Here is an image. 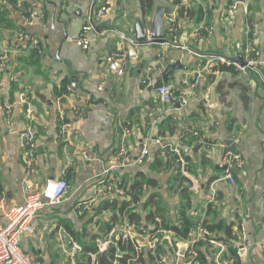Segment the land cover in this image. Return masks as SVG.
<instances>
[{"label":"crops","instance_id":"obj_1","mask_svg":"<svg viewBox=\"0 0 264 264\" xmlns=\"http://www.w3.org/2000/svg\"><path fill=\"white\" fill-rule=\"evenodd\" d=\"M241 1L231 16L229 0H152L146 10L140 0H0V53H9L0 72V224L6 223L2 205L22 203L29 189L42 188L47 179L70 181L63 200L40 211L35 233L21 237L24 252L40 264H109L118 240L126 243L121 232L134 225L136 244L115 251L112 264L124 258L127 264H185L189 241L198 253L194 264H264V0ZM103 6L106 13L99 17ZM160 7L166 8L170 42L135 43L138 20L150 29ZM90 20L92 41L83 49L78 38ZM170 21L178 28L176 43ZM19 30L38 38L43 54L19 40ZM253 37L261 74L218 62L219 56L237 58ZM120 47L129 53L125 66L107 61ZM209 61L185 107L163 111L152 86L141 82L150 67L156 82L185 88ZM176 62L179 67L165 80V70ZM75 104L88 105L83 117L72 110ZM60 106L73 121L65 143ZM29 116L38 158L35 174L26 177L23 133ZM124 128L133 157L143 143L148 155L116 172L126 190L117 195L103 178ZM164 145L183 151L188 181L177 180ZM233 145L246 161V174L235 172V184L221 179L222 154ZM122 202L136 213L132 223L120 211ZM186 221L193 224L188 238L173 229ZM198 223L217 227L204 236Z\"/></svg>","mask_w":264,"mask_h":264},{"label":"built area","instance_id":"obj_2","mask_svg":"<svg viewBox=\"0 0 264 264\" xmlns=\"http://www.w3.org/2000/svg\"><path fill=\"white\" fill-rule=\"evenodd\" d=\"M243 3L241 0H233L227 9V14L233 16L236 9ZM245 12H248L247 7ZM106 13V7L103 6L99 12L98 16L102 17ZM33 18L32 13L27 18L31 22ZM94 30V22L89 21L86 25L82 27L80 37L78 38V44L83 49H88L92 41L91 36ZM170 38L173 42L176 43L178 37V28L174 22L170 21L169 25ZM146 33L150 37V29L146 28ZM256 33L253 34L255 36ZM18 39L21 41H26L29 46L34 49L38 55L43 54V48L41 42L38 38L34 37L32 34L25 30L18 31ZM242 52L246 60V66H241L236 62H230L228 58L219 56L217 58L218 62L221 64H235L239 69L246 70L247 68L255 69L261 74V53L260 50L256 47L254 43V37L247 39L245 42ZM129 53L125 48H118L107 55L108 62L118 61L120 65L125 66L128 61ZM210 62H207L202 69L198 71V75L191 83H188L185 88H176L166 82H156L151 76L150 67L146 70L144 77L141 82L144 85L152 86L154 91L157 94L159 102L162 106V110L165 109H175L177 107H185L191 95L193 94L194 89L197 87L201 75L210 68ZM9 63V53L3 51L0 53V72H4ZM124 71V68L119 70L120 73ZM88 109V105H79L75 104L72 106V110L77 117H83ZM58 119L60 125V138L63 143L70 141V131L73 127L72 119L67 117L66 110L60 106L58 112ZM33 118L29 116V124L25 129L23 136L25 139V148L23 152V164L25 169V176L31 177L36 172V162L38 158L37 154V138L35 131L32 125ZM130 130L124 128L123 138L118 153L114 157H110L109 165L104 170L105 177L103 182L105 188L108 192L115 193L117 195H125L126 190L118 183L116 179V172L125 169L130 166L134 161L142 163L146 156L148 155V144L143 143V148L140 155L135 159L132 153L129 151L127 144L125 142V137L129 136ZM195 136H198V133H194ZM158 143H161L160 140H157ZM163 150H166V153L171 158L174 164L180 168V171L183 175H188L187 171V161L185 159L183 151L179 146L168 147L167 145L163 147ZM85 159H89L87 153H83ZM222 163L225 165H235L238 171L246 174L245 164L246 161L242 157V154L232 150L225 149L222 154ZM235 172L226 169L224 171V176L221 179H226L231 184L236 183ZM70 188V181L66 177L59 178H50L47 179L42 188L31 190L29 189L26 193V196L22 203L18 205L11 206L5 209V206L2 205L1 208L4 210V215L6 218L5 224H0V264H40L36 257L32 254L26 253L22 250L20 240L21 237L25 234H34L36 231V220L40 211L45 206H53L59 204L63 198L66 196ZM264 196V191H263ZM198 233L202 235L207 234V229L202 223H198L196 226ZM263 227H264V217H263ZM136 231L134 225H128L121 232V239L126 243L131 242L135 243ZM188 259L185 264H194L197 260V251L193 241L188 242ZM217 264H223L221 261H218Z\"/></svg>","mask_w":264,"mask_h":264},{"label":"water","instance_id":"obj_3","mask_svg":"<svg viewBox=\"0 0 264 264\" xmlns=\"http://www.w3.org/2000/svg\"><path fill=\"white\" fill-rule=\"evenodd\" d=\"M96 2V0H95ZM165 14H166V8L165 7H160L158 8L154 15L153 19L151 21L150 25V37L146 33V28L143 24L142 21L138 20L137 25H136V30H137V35H136V41L135 43L137 44H165L169 43L170 41L167 39V27H166V22H165ZM97 32H100V28H96ZM230 62H236L240 64L241 66H246V60L244 58V54L240 53L237 58H229L228 59ZM180 65V62L173 63L167 67L165 70L163 77L166 80L168 77V74L170 71L178 68ZM233 150H235V146H232ZM222 168L224 170L230 169L234 172H237L238 169L235 165H223Z\"/></svg>","mask_w":264,"mask_h":264},{"label":"trees","instance_id":"obj_4","mask_svg":"<svg viewBox=\"0 0 264 264\" xmlns=\"http://www.w3.org/2000/svg\"><path fill=\"white\" fill-rule=\"evenodd\" d=\"M141 1V5H142V7H143V9L144 10H146V9H148V8H151V6H152V0H140ZM230 2H232L233 0H229ZM185 11H187V10H185V8L184 7H182L181 8V12L183 13V12H185ZM68 85V84H67ZM67 85H64V87H63V92H66L67 91ZM174 164V163H173ZM176 167H177V165L176 164H174ZM177 169H178V176H176L177 177V180H178V178L179 177H184L183 179H185L186 181H188V179L186 178V176L185 175H183L182 174V172L180 171V168H178L177 167ZM182 179V180H183ZM186 190V189H185ZM185 194V197H187L188 198V193L185 191L184 192ZM129 203H127V202H122L121 203V207H120V211H125L126 212V215H127V217H128V219H129V221H130V223H132L133 222V220L135 219V216H136V213L135 212H133V210H131V209H128V207H129ZM192 226H193V224L192 223H190L189 221H186L185 222V225H183V228H178L177 226H173V229L175 230V231H178L183 237H187L188 236V233H189V231L191 230V228H192ZM205 227H206V229H208L210 232L212 231V230H214L217 226H207V225H204ZM166 227V226H165ZM188 238V237H187ZM129 243H125V245L123 246L122 244H121V242L118 240V245H119V247H117L116 249L114 248V254L108 259V263L110 264H112V263H114L115 261H116V255H115V251H118V249H120V247H124V250H129V251H131L133 248H132V246H131V244H129ZM233 252V254H235V251H232ZM134 258V257H133ZM122 261V264H127V258H124V259H122L121 260ZM234 262H235V260H234ZM235 264H236V262H235Z\"/></svg>","mask_w":264,"mask_h":264},{"label":"rangeland","instance_id":"obj_5","mask_svg":"<svg viewBox=\"0 0 264 264\" xmlns=\"http://www.w3.org/2000/svg\"><path fill=\"white\" fill-rule=\"evenodd\" d=\"M177 176H178V174H177ZM197 255H198V253H197ZM188 258V257H187Z\"/></svg>","mask_w":264,"mask_h":264}]
</instances>
